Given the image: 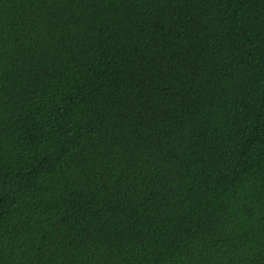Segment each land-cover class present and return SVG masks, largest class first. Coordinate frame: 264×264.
<instances>
[{"label": "trees", "instance_id": "trees-1", "mask_svg": "<svg viewBox=\"0 0 264 264\" xmlns=\"http://www.w3.org/2000/svg\"><path fill=\"white\" fill-rule=\"evenodd\" d=\"M0 264H264V0H0Z\"/></svg>", "mask_w": 264, "mask_h": 264}]
</instances>
